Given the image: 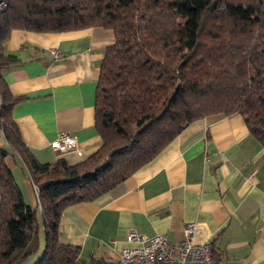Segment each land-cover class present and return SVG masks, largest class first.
<instances>
[{
    "label": "trees",
    "instance_id": "trees-1",
    "mask_svg": "<svg viewBox=\"0 0 264 264\" xmlns=\"http://www.w3.org/2000/svg\"><path fill=\"white\" fill-rule=\"evenodd\" d=\"M7 1L0 12V134L39 189L42 219L6 164L13 152L0 147V264H24L40 227L45 248L35 264H109L81 262L80 249L61 241L65 209L105 195L208 115L241 114L264 147V0ZM87 28L115 36L95 94L103 146L76 165L41 163L12 117L20 97L2 73L18 58L5 43L13 30Z\"/></svg>",
    "mask_w": 264,
    "mask_h": 264
},
{
    "label": "crops",
    "instance_id": "crops-1",
    "mask_svg": "<svg viewBox=\"0 0 264 264\" xmlns=\"http://www.w3.org/2000/svg\"><path fill=\"white\" fill-rule=\"evenodd\" d=\"M114 41V33L102 28L11 32L5 52L18 60L3 71L2 81L20 97L12 117L39 162L76 165L103 146L95 94L105 51ZM63 133L77 139L76 151L60 155L51 148ZM0 147L10 149L2 134ZM6 164L41 220L26 166L14 152ZM190 222L201 225L200 235L211 240L219 263L264 264V147L239 113L191 123L108 193L66 208L61 241L80 249L81 262L115 264L129 246L130 231L177 244Z\"/></svg>",
    "mask_w": 264,
    "mask_h": 264
},
{
    "label": "built area",
    "instance_id": "built-area-1",
    "mask_svg": "<svg viewBox=\"0 0 264 264\" xmlns=\"http://www.w3.org/2000/svg\"><path fill=\"white\" fill-rule=\"evenodd\" d=\"M7 8L8 1L0 0V12ZM52 53L56 59L62 56L58 51ZM1 106L0 99V111ZM77 144L75 137L63 133L52 141L51 148L64 155L76 151ZM33 187L39 202V189L35 185ZM200 231L198 222H190L184 228L182 241L172 244L162 235L146 236L132 230L127 236L129 246L122 250L115 264H221L213 257L211 240L201 236Z\"/></svg>",
    "mask_w": 264,
    "mask_h": 264
},
{
    "label": "rangeland",
    "instance_id": "rangeland-1",
    "mask_svg": "<svg viewBox=\"0 0 264 264\" xmlns=\"http://www.w3.org/2000/svg\"><path fill=\"white\" fill-rule=\"evenodd\" d=\"M44 248L45 235L43 228L40 227L38 237H35L32 243L26 249V251L30 252L31 254L28 256V259L24 262V264H35L42 257Z\"/></svg>",
    "mask_w": 264,
    "mask_h": 264
},
{
    "label": "water",
    "instance_id": "water-1",
    "mask_svg": "<svg viewBox=\"0 0 264 264\" xmlns=\"http://www.w3.org/2000/svg\"><path fill=\"white\" fill-rule=\"evenodd\" d=\"M211 10H213V7H211Z\"/></svg>",
    "mask_w": 264,
    "mask_h": 264
}]
</instances>
